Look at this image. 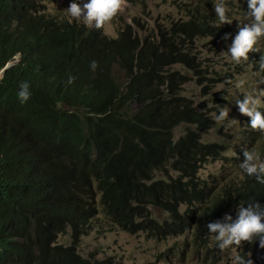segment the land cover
<instances>
[{
    "label": "trees",
    "instance_id": "trees-1",
    "mask_svg": "<svg viewBox=\"0 0 264 264\" xmlns=\"http://www.w3.org/2000/svg\"><path fill=\"white\" fill-rule=\"evenodd\" d=\"M43 1L0 0V71L14 62L0 78V264H117L79 253L99 214L154 239L190 231L196 247L218 252L205 225L238 206L264 204V184L222 181L211 191L197 176V160L220 143L200 141L212 120L174 93L164 68L193 65L179 52L184 43L174 29L142 35L131 24L111 38L94 24L45 13ZM203 14L177 25L187 42L207 32L206 21H195ZM114 67L126 78L116 79ZM23 82L26 103L17 96ZM180 124L184 134L174 139L171 128ZM251 132L244 127L243 138ZM238 153L235 163L243 160ZM149 206L165 218L151 216ZM67 230L70 246L58 242ZM261 251L253 239L235 257L259 264Z\"/></svg>",
    "mask_w": 264,
    "mask_h": 264
},
{
    "label": "rangeland",
    "instance_id": "rangeland-1",
    "mask_svg": "<svg viewBox=\"0 0 264 264\" xmlns=\"http://www.w3.org/2000/svg\"><path fill=\"white\" fill-rule=\"evenodd\" d=\"M74 2L82 7L89 0H46L45 10L48 14L84 23L82 19L71 18L64 12ZM218 2L220 0H128L126 7L115 20L102 28L107 36L115 38L122 21L132 22L131 18L135 16L140 24L135 26L140 34L152 35L158 28L166 32L174 29V34L178 35L175 39L185 43L187 38L177 29V25L181 20L194 17L203 11L211 14L213 21L223 29L217 39L211 36H194L192 43L181 46L179 52L183 53L185 60L190 61L193 55L199 60L200 66L185 64L179 60L164 67L173 74L174 93L177 96L190 99L194 103L202 101L205 109L210 110L213 125L201 133V141H216L220 145L217 146L215 153L205 154L197 160L199 168L197 173L203 178L209 174H218L220 168L231 163L233 155H239L238 152H243L244 149H255L264 159V134L256 130L247 139H242L241 131L247 117L241 115L235 105L237 99H243L257 87L264 89V84H258L264 79V72L256 67L257 59L252 60L249 57L248 60L237 63L227 53L239 26L248 22L246 14L249 10H244L245 0H224L230 9L228 16L232 23L222 25L213 6ZM193 4L197 9L188 11ZM226 34H229L227 40L224 39ZM259 46L261 49L264 48V39L260 40ZM113 70L116 79L126 78L118 68L114 67ZM201 92L205 93L202 95ZM218 105L229 108V118H235L239 123L230 125L227 118L224 121H217L215 117L219 114ZM129 107L131 113L137 112L139 104L129 101ZM260 109L264 110V104ZM171 132L173 138L178 139L184 134V125L174 126ZM94 202L97 203V197L94 198ZM183 208L184 205L179 206L180 210ZM149 210L150 215L158 220L166 216L156 207L149 206ZM97 217L96 222H92V229L86 236L80 238L77 244L82 256L94 254L97 259L111 258L117 264H233L237 253L235 247L231 246L212 256L210 251L195 246L190 231L176 236L165 234L160 239H154L145 231L132 233L123 230L112 221L104 219L101 214ZM58 242L64 246L72 245L68 230L58 237Z\"/></svg>",
    "mask_w": 264,
    "mask_h": 264
},
{
    "label": "clouds",
    "instance_id": "clouds-1",
    "mask_svg": "<svg viewBox=\"0 0 264 264\" xmlns=\"http://www.w3.org/2000/svg\"><path fill=\"white\" fill-rule=\"evenodd\" d=\"M45 1L46 0L43 1V4ZM245 1L246 7L244 10H249V12L246 14L248 17V22L239 26L238 33L235 35V38L228 48L227 53L230 54L231 59L237 63L241 62V60H248L249 57H251L252 60L257 59L256 67L264 72V48L261 49L259 46L260 40L264 39V0ZM127 2L128 0H89V2L84 3L82 7L80 4L74 2L71 3L70 6L64 10V12L68 13L71 18L82 19L85 25L87 24V27H91L94 24L95 28L102 29L115 20V18L124 10ZM213 6L216 17L219 19L222 25L232 23L228 16L230 9L224 3V0H220V2L215 3ZM196 9L197 6L193 4V6L187 10L193 11ZM44 11L47 13L46 10ZM133 18L136 19V17L133 16L131 18L132 22L126 23L122 21L121 27L124 24H131L135 26ZM188 19L189 18L181 20L180 22L186 21ZM68 20L75 21L70 19ZM202 20L207 22L208 30L205 34L195 36H211L217 39L221 35L223 29L213 21L211 14L204 13L195 21L200 22ZM137 26H140V24L138 23ZM134 28L137 31L136 27ZM157 30L160 29L158 28ZM228 38L229 34L224 35L225 40ZM187 43L189 42L185 41L183 45L185 46ZM191 57L194 58L193 66H200L199 60L197 58L195 59L193 55ZM19 58V55L16 56L15 62H17ZM9 63L14 65V62ZM90 67L92 70H95L98 67L97 62L91 61ZM74 80L75 78L70 76L68 83H74ZM229 83L231 82L229 81ZM241 83L244 82L241 81ZM258 84H264V79L260 80ZM201 93L202 95L204 94L203 92ZM17 96L21 103H26L31 98L30 85L27 82H23L19 85ZM262 104H264V89H260L258 87L254 89L251 94L245 95L243 99L236 100L235 105L238 107L239 113L247 117L243 128L247 127L248 129H251V134L256 130L261 134H264V112H262V109H260ZM197 105L198 108H203V110H206L207 116L212 120V124L203 129L202 132H205L212 127L213 119L209 114L210 110L205 109L202 101L197 102ZM218 107L219 114L215 117L217 121H224L227 118L230 120V125L239 123V120L235 118H229V108L221 107L219 105ZM248 122H250L251 128L248 126ZM242 131L241 137L244 139ZM199 137L201 141V134H199ZM242 153V161L235 163L233 159H238L239 155H233L232 161L228 166L220 168L218 174H209L205 178L207 180V185L211 188V191H214L222 181L238 182L244 181L245 179L254 181L255 177L258 183L264 184V159L259 156L255 149H244ZM198 169L199 168H197V172ZM197 172L196 174L199 176ZM244 175H246L245 178H243ZM199 177L203 178L201 176ZM236 212V218L233 219V215L236 214ZM236 212L226 213L222 219L209 222L205 225V229H207L210 234L214 235L219 248L218 252H211L212 256L213 254H218L221 250L227 249L231 246L235 247V250H237V247H239L242 242L252 241L253 239H258L259 246L264 248V204L259 202H250L247 206H238ZM261 253L264 256V252L261 251ZM233 264H253V262L251 259H245L244 257L237 256L234 258ZM259 264H264V258L260 260Z\"/></svg>",
    "mask_w": 264,
    "mask_h": 264
},
{
    "label": "water",
    "instance_id": "water-1",
    "mask_svg": "<svg viewBox=\"0 0 264 264\" xmlns=\"http://www.w3.org/2000/svg\"><path fill=\"white\" fill-rule=\"evenodd\" d=\"M11 66H13V64L12 63H8L1 71H0V78H1V76H2V73H3V71H5L7 68H9V67H11Z\"/></svg>",
    "mask_w": 264,
    "mask_h": 264
}]
</instances>
